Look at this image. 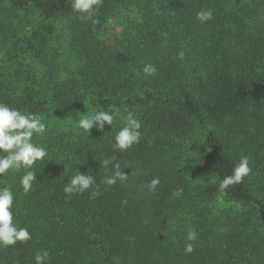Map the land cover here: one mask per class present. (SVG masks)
Listing matches in <instances>:
<instances>
[{
	"label": "trees",
	"instance_id": "16d2710c",
	"mask_svg": "<svg viewBox=\"0 0 264 264\" xmlns=\"http://www.w3.org/2000/svg\"><path fill=\"white\" fill-rule=\"evenodd\" d=\"M206 9L214 18L201 23ZM95 19L71 0H0V102L42 117L33 139L49 153L27 194L23 169L0 177L32 235L0 246V264H35L42 249L46 264H264V0H103ZM101 108L120 114L112 126L79 128ZM129 111L142 136L121 152ZM245 155L250 175L220 192ZM109 157L126 182L102 183ZM78 170L99 187L66 193ZM219 197L240 210L215 214Z\"/></svg>",
	"mask_w": 264,
	"mask_h": 264
},
{
	"label": "clouds",
	"instance_id": "9594fccd",
	"mask_svg": "<svg viewBox=\"0 0 264 264\" xmlns=\"http://www.w3.org/2000/svg\"><path fill=\"white\" fill-rule=\"evenodd\" d=\"M103 0H71L72 11L80 14V19L90 20L94 24L98 23L95 19L97 12ZM214 18L213 10L206 9L196 13V19L201 23H206ZM180 58L183 59L184 53L180 52ZM145 76L155 75L157 69L152 64H145L142 69ZM120 114L115 111L101 108L91 115H85L78 118L79 128L85 132L90 131L94 126L103 130L105 124L113 125L114 120ZM123 126L115 134V143L113 148L121 152L128 150L134 144L141 140L140 131L142 125L133 112L129 111L126 116L121 117ZM47 131V125L40 115L26 113L0 102V177H3L9 170L23 169V175L20 178V185L23 192L27 194L33 187V182L37 180V174L33 166L37 161H44L49 153L43 145L34 142V137L43 136ZM101 166L108 170L111 166V175H106L102 183L111 187L118 181L126 182L128 175L121 171V165L115 161L114 157L103 159ZM252 172L250 159L248 156H241L239 162L235 165L231 175L225 176L219 183V191L224 192L230 186L240 184L244 178ZM160 184L159 178H154L148 183L149 191H154ZM93 176L84 174L79 170L65 184L66 193H83L89 189L98 188ZM182 190H177L174 195H180ZM91 196L98 197L99 191L93 190ZM14 193L11 186L0 187V246L8 247L16 245L17 242H27L32 239L29 229L20 226L14 220ZM198 233L195 229L189 228L185 238L184 252L191 254L194 252V244ZM50 253L47 250H40L34 256L35 264H46Z\"/></svg>",
	"mask_w": 264,
	"mask_h": 264
},
{
	"label": "rangeland",
	"instance_id": "374dc122",
	"mask_svg": "<svg viewBox=\"0 0 264 264\" xmlns=\"http://www.w3.org/2000/svg\"><path fill=\"white\" fill-rule=\"evenodd\" d=\"M113 30H114V24H110L108 32L110 33ZM35 66L38 71H41L43 68V65L38 61H35ZM213 210L215 214H219L223 210H230L232 212H237L240 210V206L224 199L223 197H219L213 203Z\"/></svg>",
	"mask_w": 264,
	"mask_h": 264
}]
</instances>
